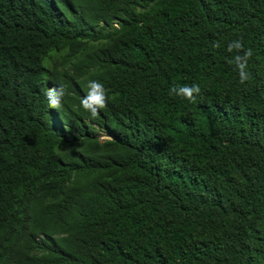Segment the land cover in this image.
I'll return each mask as SVG.
<instances>
[{
    "label": "trees",
    "instance_id": "16d2710c",
    "mask_svg": "<svg viewBox=\"0 0 264 264\" xmlns=\"http://www.w3.org/2000/svg\"><path fill=\"white\" fill-rule=\"evenodd\" d=\"M0 264H264V0H0Z\"/></svg>",
    "mask_w": 264,
    "mask_h": 264
},
{
    "label": "clouds",
    "instance_id": "9594fccd",
    "mask_svg": "<svg viewBox=\"0 0 264 264\" xmlns=\"http://www.w3.org/2000/svg\"><path fill=\"white\" fill-rule=\"evenodd\" d=\"M215 48L220 47L219 42L213 45ZM226 51L229 53L235 52L236 54L228 60L229 64H234L238 72L240 83H244L250 78L247 71L248 60L252 56V49L244 50L242 40H235L228 43ZM201 89L199 85H173L169 88L170 96H178L189 102H195L200 95ZM66 89L60 85L58 87H50L46 92L48 100V107L60 111L63 106V98L66 95ZM108 92L102 82L99 80H88L86 84L85 95L80 100V106L89 114L92 120L98 119L100 112L108 106Z\"/></svg>",
    "mask_w": 264,
    "mask_h": 264
}]
</instances>
